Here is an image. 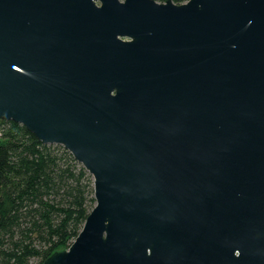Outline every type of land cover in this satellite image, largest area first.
<instances>
[{
    "label": "water",
    "instance_id": "water-1",
    "mask_svg": "<svg viewBox=\"0 0 264 264\" xmlns=\"http://www.w3.org/2000/svg\"><path fill=\"white\" fill-rule=\"evenodd\" d=\"M0 120L94 180L43 264H264V0H0Z\"/></svg>",
    "mask_w": 264,
    "mask_h": 264
},
{
    "label": "trees",
    "instance_id": "trees-1",
    "mask_svg": "<svg viewBox=\"0 0 264 264\" xmlns=\"http://www.w3.org/2000/svg\"><path fill=\"white\" fill-rule=\"evenodd\" d=\"M95 206L93 177L67 149L0 120V264H43L69 249Z\"/></svg>",
    "mask_w": 264,
    "mask_h": 264
}]
</instances>
